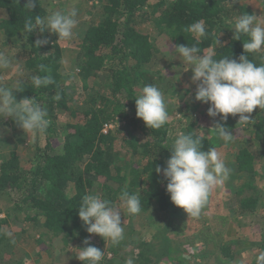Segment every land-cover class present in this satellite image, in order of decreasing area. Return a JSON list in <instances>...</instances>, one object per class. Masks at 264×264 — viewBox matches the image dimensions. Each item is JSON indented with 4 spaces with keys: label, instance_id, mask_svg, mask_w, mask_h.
<instances>
[{
    "label": "trees",
    "instance_id": "obj_1",
    "mask_svg": "<svg viewBox=\"0 0 264 264\" xmlns=\"http://www.w3.org/2000/svg\"><path fill=\"white\" fill-rule=\"evenodd\" d=\"M28 2L0 0V12L5 15L0 20V31L5 38L25 39L27 80L24 91L13 94L18 101L25 97L37 99L48 110L50 126L44 135L35 136L28 167L22 165L23 159L14 151L0 162V192L7 196L14 212L24 215L23 225L27 228L39 226L60 237L64 245L79 250L86 247L85 239L95 247L101 240L97 235H89L79 219L82 198L97 185L102 198L113 203L126 187L141 200L142 211L138 216L166 212L169 217L157 235L129 242L127 246L134 252L133 264H150L151 258L153 264L163 258L179 264L177 254L171 252L173 246L168 235L175 222V210L179 208L170 200L163 174L155 171L158 166H166L176 137H170L169 122L152 130L136 116L134 99L146 84L156 85L164 95L167 88L164 78L147 68L155 51L144 26L151 23L159 36L169 39L174 51L176 45H197L202 50L214 48L216 59L230 56L238 60L245 54L243 42L248 38L234 40L232 29L243 12L253 14L250 7L232 0H99L102 16L98 23L86 28L73 67L66 72L57 37L49 46H37L39 29L29 35L23 31L25 18L45 14L43 0H34L30 12L26 9ZM261 3L264 5V0ZM201 19L205 21L207 37L197 40L186 29ZM221 37L224 42L217 46L215 41ZM246 55L256 63L264 61L262 51ZM41 64L50 69L55 83L36 89L29 81L31 75L45 74L39 71ZM73 87L78 91L77 98L72 95ZM251 118V124L256 126L255 138L264 142V110L255 109ZM122 120L125 121L121 123ZM192 120L186 125L185 133L200 136L204 141L202 150L207 151L205 128ZM234 121L227 119L225 127ZM6 122L13 129H21L10 118ZM238 122L239 116L235 125ZM110 123L117 125L104 133V127ZM129 154L136 161L128 164ZM231 158L236 173L250 176L236 191L242 197L239 206L254 210L259 191L251 178L260 169L263 158L247 148H237ZM4 222L0 220V260L3 255H11L15 244L3 232ZM233 245L219 244V257L226 261L236 258ZM117 246L110 247L112 259L107 264L116 259L123 261L117 254ZM195 251H202V247L199 245Z\"/></svg>",
    "mask_w": 264,
    "mask_h": 264
},
{
    "label": "rangeland",
    "instance_id": "obj_2",
    "mask_svg": "<svg viewBox=\"0 0 264 264\" xmlns=\"http://www.w3.org/2000/svg\"><path fill=\"white\" fill-rule=\"evenodd\" d=\"M236 2L248 5L253 14L257 17L261 16L264 20V5L261 0H236ZM99 5V0H43L45 8L43 17L52 11H66L73 8L78 12V25L74 30L76 35L70 40L57 41L63 50L61 62L66 72H70L73 67V59L77 55L76 52L86 28L93 22L98 23L102 16ZM4 17V13L0 12V20ZM144 29L155 51L154 59L147 68L161 75L167 84L164 98L170 116V137H176L177 133L185 132L186 125L193 119L192 122L195 121L205 128L203 134L208 141L207 151L209 148L217 149L225 160L226 166L231 169L228 180L223 186L214 189L199 217H188L182 209L175 210V222L168 234L173 246L171 252L177 254L179 264H256V258L264 252V142L255 138L254 124L245 126L238 122L235 125L238 116H229L228 119L235 121L234 124L226 127L235 138L228 143L218 138L211 129L217 122H222L221 117H209L207 112L210 105L195 100L196 85L191 82V69L184 72L188 66L179 58L174 59L176 54L173 44L169 39L159 36L157 29L151 23L145 25ZM55 37L57 35L54 33L45 31L36 35V42L47 41L40 45L46 47L52 44ZM219 42H224L223 37ZM27 46L24 38H5L0 31V50H7L11 56L21 62L25 81L27 78L23 53ZM262 54L264 55V50ZM16 78L14 68L0 70V84L10 86ZM72 90V95L77 98L78 91L75 87ZM8 119L0 120V162L14 151L23 159L22 165L28 167L27 160L31 159L34 153L35 136L29 137L22 129H13L7 124ZM124 121L122 120L121 123ZM113 124L114 129L117 124ZM237 148H247L255 156L263 158L260 169L257 168L256 174L251 178V182L259 191V202L256 208L250 211L240 208L242 197L236 193L238 187L247 182L246 179L250 177L236 173L230 163L233 151ZM134 161H136L135 157L129 154L126 162L129 164ZM262 165L263 168H261ZM69 193L72 194V191L69 190ZM92 193L101 194L97 185ZM113 204L119 207V200L114 201ZM120 211L124 228L122 241H126V244H118L117 254L124 259L123 261L116 259L112 264H125L129 258L133 260V248L127 246L129 242L148 240L149 237L157 235L159 233L157 230L163 228L169 218L166 212L134 216L128 214L124 208H120ZM23 219L24 215L14 212L7 196L0 192V220L5 221L2 230L15 243L11 255H3L0 264H81V261L77 259L80 250L64 245L60 237L53 236L39 226L31 225L27 228L23 225ZM222 243L234 244L232 248L236 258L232 261L220 259L218 245ZM199 245L202 251L197 253L195 250ZM111 246L113 244L110 241H104L102 238L99 241L97 248L104 252L101 264H107V261L112 259L109 252ZM149 262L154 263L152 258ZM157 264L173 263L163 258Z\"/></svg>",
    "mask_w": 264,
    "mask_h": 264
},
{
    "label": "clouds",
    "instance_id": "obj_3",
    "mask_svg": "<svg viewBox=\"0 0 264 264\" xmlns=\"http://www.w3.org/2000/svg\"><path fill=\"white\" fill-rule=\"evenodd\" d=\"M33 6L34 0H29L26 9L30 12ZM77 16L75 8L52 11L45 17L30 16L24 20L23 31L29 35L39 29L41 33H54L58 40H70L76 35ZM186 30L197 40L207 37V28L202 19L189 25ZM232 32L234 40H241L242 36L248 38L243 42L245 54L238 60L230 56L216 59L214 48L202 50L197 45H176L174 51V59L179 58L188 66L184 72L192 71L191 82L196 85L195 100L210 105L207 112L209 117H221L222 122H217L211 131L224 143L235 138L223 123L229 116H239V123L247 126L253 120L251 114L255 109L264 110V61L256 63L246 55L264 50V20L261 16L243 12L236 18ZM46 42L36 43L39 46ZM215 44L222 46L218 38ZM10 68L15 69L17 78L10 86L0 84V120L12 119L29 137L44 135L50 126L47 108L37 99L25 97L17 100L13 93L23 92L26 83L21 62L7 50H0V70ZM39 71L45 74L30 76L29 82L33 88H46L55 83L46 65H39ZM134 100L136 116L147 128L158 130L169 122L164 94L156 85L146 84ZM203 142L200 136L193 133H177L166 166L155 168L156 173H162L167 181L166 191L171 202L188 217L194 218L199 217L208 204L214 189L223 186L231 174L221 153L215 148L203 151ZM120 208L126 209L130 215H138L142 211L141 200L137 194L129 193L126 187L120 193L119 207L98 193L87 194L82 198L78 215L89 235H97L104 241L118 245L124 239ZM83 244L86 247L79 248L77 257L81 264H101L104 252L88 239ZM125 264H133V260L129 258ZM256 264H264V252L256 258Z\"/></svg>",
    "mask_w": 264,
    "mask_h": 264
},
{
    "label": "built area",
    "instance_id": "obj_4",
    "mask_svg": "<svg viewBox=\"0 0 264 264\" xmlns=\"http://www.w3.org/2000/svg\"><path fill=\"white\" fill-rule=\"evenodd\" d=\"M113 127H114V124L113 123L112 124L110 123V124H108V125H106L104 127L103 132L106 133L108 130H112Z\"/></svg>",
    "mask_w": 264,
    "mask_h": 264
},
{
    "label": "crops",
    "instance_id": "obj_5",
    "mask_svg": "<svg viewBox=\"0 0 264 264\" xmlns=\"http://www.w3.org/2000/svg\"><path fill=\"white\" fill-rule=\"evenodd\" d=\"M227 245H229V244H227ZM233 249V248H232ZM234 251V250H233ZM234 254H235V251H234ZM236 255V254H235ZM220 259H223V258H220Z\"/></svg>",
    "mask_w": 264,
    "mask_h": 264
}]
</instances>
